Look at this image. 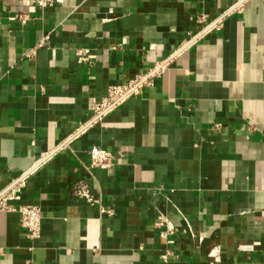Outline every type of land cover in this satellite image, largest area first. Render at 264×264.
I'll use <instances>...</instances> for the list:
<instances>
[{"label":"crops","instance_id":"crops-1","mask_svg":"<svg viewBox=\"0 0 264 264\" xmlns=\"http://www.w3.org/2000/svg\"><path fill=\"white\" fill-rule=\"evenodd\" d=\"M26 174L41 236L0 210V264H264V0H0V190Z\"/></svg>","mask_w":264,"mask_h":264},{"label":"built area","instance_id":"built-area-1","mask_svg":"<svg viewBox=\"0 0 264 264\" xmlns=\"http://www.w3.org/2000/svg\"><path fill=\"white\" fill-rule=\"evenodd\" d=\"M62 1L63 0H32V2L40 9L54 7ZM17 18L21 20L22 23L26 21V18L22 14L18 15ZM204 18L205 16L201 17V19ZM217 27H220L219 22L211 25L209 29ZM44 40L45 39L41 41V45L44 43ZM79 61H88L87 51L82 52L79 57ZM164 64L166 65L167 63H162L160 67H164ZM160 67L157 68L160 69ZM148 79L149 78L147 77H140L139 79H133L127 85L121 84L109 86L108 95L102 101L95 103L92 106L94 119L93 123L96 120L101 119L104 115H107L108 112L112 111L115 107L125 101L131 94H137L141 84L146 82ZM93 123H89V125H92ZM90 158L91 166L95 168L110 170L114 165L113 153L102 147H94L90 151ZM27 174L20 179H13V183L9 187L4 190H0V210L18 212L20 215V224L22 229L25 231L26 236L31 240H35L40 238L42 232V209L39 206H16L14 204L15 201L20 199L22 189L26 186L24 179ZM72 193L74 196L83 198L90 203L96 202L88 183L84 180H79L73 185ZM173 230L174 229L172 227H168L167 233L173 234ZM215 262L217 261H212L211 264H215Z\"/></svg>","mask_w":264,"mask_h":264}]
</instances>
